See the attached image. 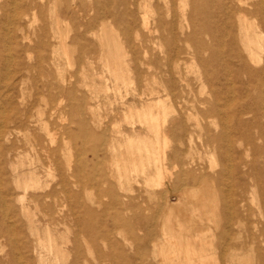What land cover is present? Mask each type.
<instances>
[{
  "label": "bare ground",
  "instance_id": "bare-ground-1",
  "mask_svg": "<svg viewBox=\"0 0 264 264\" xmlns=\"http://www.w3.org/2000/svg\"><path fill=\"white\" fill-rule=\"evenodd\" d=\"M20 1H23V4L16 5L17 14L20 12L27 15V13H35V11L41 15L44 14L43 4L38 5L34 0ZM180 2L187 4L191 9L187 18L188 24L191 23L196 30H203L209 37V41L201 40L199 33L189 34L181 40L187 44L188 49L180 48L176 42L171 43L170 54L163 51V64L165 66L167 62H178L183 55L189 56L202 70L198 77L199 82L202 85L207 84L210 86L209 89L211 88L210 98L196 101L200 121L195 122V127L199 130L197 134L200 146L205 148L206 153L213 157L212 161L215 159L216 163L211 164V161L209 165L208 161L209 166L204 164L206 167L201 164L204 161L199 163L195 157L194 159L189 158L197 143L194 146L192 135L195 132L186 123L192 117L189 113H193L189 111V108L187 116L182 112L187 102L185 95L186 89L189 87L188 81L181 76L179 71L171 68L166 70V80L163 79L164 76L157 80L154 71L150 81L146 77V71L153 69V64L156 61L148 62L146 71L143 70L145 64L139 58H136L134 66H131L128 52L122 43L117 41L115 36L110 39L108 36L111 34L107 35L108 32L103 29L98 33H91V36L97 41L96 49L86 38V34L90 32L89 28L95 27L96 17L80 16V27L86 29L83 33L71 34L70 30L64 31L60 28L62 18L60 19L57 15V2H55L50 25L44 23L36 30L37 40L33 45H24L23 42H21L22 45H19L18 37L13 33V30L5 32V35L0 34V210L2 215L0 228H4L1 232L8 238V241L16 240L17 237L15 238L13 235L14 230L10 226L14 225L16 217H13L11 212L17 207L18 217L20 215L26 219L29 233L33 234L35 226H33L31 208L40 207L42 217L47 223L44 222V240L38 238L37 245L34 247L39 251L38 264H53V261L66 260L67 251L62 247L64 245L66 247V243L63 245L61 243L60 246L49 229L51 224H58V219L63 216L66 207L73 208L77 212L84 211L82 214L86 213L93 217L95 212L88 208L81 198V189L91 187V180H93V177L90 178L88 170L90 173H95L94 181L100 194L106 195L111 204L129 212H132L133 207L139 209L141 205L133 203L135 200L133 196L119 192L123 190L124 186L131 187L134 183L145 187L148 200H152L156 196L155 192V194L151 193L150 188L154 186L161 188L164 202L157 206L158 209H154L155 212L152 211L153 215L145 216L140 210L138 213L135 211L136 224L141 231L145 230V236L139 237L132 234V239L137 244L138 251L143 253L146 251L145 241L148 242L146 239L150 240L157 234L156 217L160 214L163 216L164 229L166 230L170 220L175 219L173 220L175 221L174 228L171 230L173 233L175 232L176 236L173 235L175 241H171L173 237H171L170 230L166 232L171 233L169 236L171 242L167 247H170L173 253L177 249V254H174V258L170 260L176 261V264H207L208 257L203 254L206 253L208 246L217 244L210 242L211 245H208L205 241L206 238L209 236L210 239L216 237L220 240H228L233 236L234 226L244 221L242 216L246 202L245 190L246 186H250V184L246 185L247 178L252 176L256 182H253L254 185L256 184L259 189H262L264 194V56L258 55L254 50L255 32L251 24L248 25L246 22L248 17L257 18L260 23L259 28L264 33V0H180ZM10 4L11 0L4 2L2 5L4 12L8 11ZM70 4L71 2L67 3V9L71 8ZM144 5L122 0L123 9L119 15L112 13L113 11L109 12L110 15H113L112 17H120L122 24H125V28L129 29L133 27V24H137L135 18L132 23L126 20L127 15L130 14L129 7L141 8ZM100 8V6L97 7V12ZM13 20L11 19V21ZM101 28L105 27L101 26ZM140 28H143L149 35L156 34L161 30L174 32L176 23L167 22L161 14H158L153 21L143 14ZM180 28H182L181 24ZM8 29L10 28L5 31ZM112 35L114 34L112 33ZM21 38L25 40L28 39V36L22 33ZM2 39H5L9 46L2 44ZM192 40L196 41L194 47L189 46ZM159 47L162 48L161 45ZM129 48L130 52L137 57L142 44L137 47L129 46ZM142 52L146 53V51ZM74 54L76 55L74 56ZM96 58L99 60L104 74L111 77L114 83L113 90L119 92L123 88L126 92L124 96H120L119 106L130 129L111 128L107 141L106 132L97 134L90 126L91 112L87 102L88 86L86 83L79 84L75 79L77 74H80L83 79L89 78V76L94 79L93 77L97 73L93 70L92 65ZM260 61H262V65H260ZM62 65L63 67H61ZM67 67L70 68V71L67 74L63 73L62 69ZM131 75L134 76L133 80ZM141 77H144L143 86L139 91L138 88L131 87V85L140 81ZM103 88L107 91L108 84H104ZM128 95L132 96L131 103L126 100ZM167 99L180 109H178L180 112H176L177 115H174L176 110L173 111L171 107L167 108L165 102ZM137 103H139L138 107ZM136 123L144 130L137 131ZM89 138L95 140L92 147L89 148L92 158L85 161H72L73 150L78 154L85 153ZM258 141L263 143L258 144ZM77 142H80L79 146H77ZM198 146L196 147L199 149ZM199 155H196L197 158ZM248 155L252 157V160L247 161L244 158ZM62 158L65 159L64 166ZM251 182L252 180H250ZM212 185H215L223 196H221L223 198L221 220L225 225H221L224 227L219 230L218 234L212 233L209 225L207 228L201 227L209 215L204 211L205 203L201 202V196L198 197L201 200H197V194L194 192L198 190L195 188L203 189ZM102 186L106 188L102 189ZM247 192L249 194L250 190ZM87 194L85 196L88 199ZM211 195L213 196V194ZM211 195H207L208 198ZM208 198L206 197V199ZM260 202L263 203V201ZM90 203L92 204V202ZM100 204L102 205V203ZM106 204L104 207L107 206ZM92 205L94 206V203ZM107 207L109 208V206ZM108 208L106 209L108 210ZM262 211L264 214V209ZM146 213H148L147 210ZM246 214L248 215V213ZM205 215L207 216L204 217ZM213 217H215L214 214ZM77 218V222L84 226H82V230L95 237V233L91 229L92 224ZM257 218L259 217L257 216ZM130 219L119 214L114 222L122 224V228H125L123 225L130 228V224L132 226ZM260 220L262 219L260 218ZM206 224L209 223L206 222ZM215 226L217 227V224ZM210 227L212 228V226ZM251 227H253L252 224ZM106 228L108 227L106 226ZM169 228L171 227L169 226ZM119 229L121 228L119 227ZM77 230L78 228L75 233ZM96 230L95 232H97ZM54 231L57 233L56 230ZM258 231L261 232V236L258 238L264 240L261 238L264 236V227H262V231L260 229ZM18 235L20 237V234ZM57 236H59L58 233ZM109 236L110 234L107 232L105 239H108ZM95 238L97 240V236ZM105 239L103 237V240ZM113 240L115 239L113 238L109 242L110 245L117 249L115 251L119 256L123 257L124 253L120 249L123 247L119 246L121 243ZM150 243L154 244V242ZM252 243L246 245L252 248ZM78 244L77 242L75 244V255H73L74 260L71 264H87L86 260L79 261L82 254L80 255L78 250L80 245ZM218 247L220 246H217V249ZM221 252L220 254L223 253ZM182 254L183 259H181ZM142 255L145 256V254ZM146 256L148 257L150 254ZM230 256L235 257L232 254ZM103 259L104 253H99L96 263H104ZM230 260L229 262H231ZM232 260L234 262V259ZM219 262L221 263V261ZM166 264L168 263L166 262Z\"/></svg>",
  "mask_w": 264,
  "mask_h": 264
},
{
  "label": "rangeland",
  "instance_id": "rangeland-1",
  "mask_svg": "<svg viewBox=\"0 0 264 264\" xmlns=\"http://www.w3.org/2000/svg\"><path fill=\"white\" fill-rule=\"evenodd\" d=\"M5 1L6 0H0V34L5 35V32L6 33L12 32L11 30H13V33L18 37L19 45H22L21 42H23L24 45H31V44L33 45V43H35V41L37 40V37L35 35L36 30H38L42 26V24H44V23L48 26L50 25L51 17L54 13V3L57 2L56 3V11H57V15L59 16V18L60 19L62 18V20H60V28L62 30H64V31L70 30L71 34L72 33L73 34L83 33L86 28L80 27V16L90 17V18L96 17L97 22L95 24V27L89 28L90 32H88L86 34L87 40L89 42H91L96 49H97V45H96L97 41L91 36V33H98V32H100V30L103 29V30L108 32L107 35H109V33L111 34V36L110 35L108 36L110 39H112L111 37L115 36V39L117 41L119 40L120 43H122V45L124 46V49L128 52V60H129L131 66H134L136 58H139L141 60V62L145 64L143 66V70L146 71L147 63L155 60L156 62H154V64H153L154 68L153 69L151 68L149 71H146V77L150 81L152 80L151 78H152L154 71H155L157 80H159L163 76H164L163 79L166 80L167 79L166 70L169 68H171L172 70H175V71H179L181 73V76L183 78H185L189 83V87H187L186 95H185L186 101L188 103L186 102V105L184 107V110H182V112H184V115L186 114V116L189 113V111H191V113H193V114L189 113V115H192V117H190V119H189L190 122L188 121L186 123H187V125H190V128H193L192 131L194 130V132H195V134L192 135V141H193L194 146L196 143H197V145H199L198 146L199 149L196 147L197 145L195 146V148L192 150L194 155H193V153L190 154L189 158L191 157L192 159H194V157H195V160H198L197 162H199V163L204 161L205 163L204 162L201 163L203 166H204V164L206 166L210 165L213 157L209 156L206 153L205 148H203V147L201 148L200 140H199L198 134H197L199 132V130L196 129L195 122H197L198 120L200 121V116L197 114V112L199 111V108L196 107L197 106L196 101L206 99V98H210L209 94H210L211 88L209 89L210 86H208L207 84L202 85L201 82H199L198 77L201 74L202 70L199 67V65L195 62V60L191 59V57L183 55V56H181V59L178 60V62H174V63L167 62L166 63L167 65H165V66L163 64V57H164L163 51H167V53L170 54L169 50H170L171 43L176 42V45L179 46L180 48H185V47L187 48V46H186L187 44H185L181 40H183L185 38V36L192 34V33H195V34L199 33V35H201V40H203L205 42L209 41V37L203 32V30H196L195 26L193 27L191 25V23L188 24L187 18H188V14H189L191 9L187 4H184V3L182 4L180 2V0H128V2H131V3L137 2V3L145 4L141 8H135V6L129 7L130 14L127 15L126 20L129 22L131 21V23H132V21L135 18L137 21L136 22L137 24L136 25L133 24V27L128 29V28H125V24H122V20L120 19V17L117 18V17H112L113 15H110L111 11H113L112 13H114L116 15H119L122 12V9H123L122 0H34L35 3L38 5L43 4V7H44L43 8L44 9L43 15H41L38 11H35V13L29 12V13H27V15H24L23 13H20V12L17 14L16 13L17 12L16 5H22L23 4V1H20V0H16V1L11 0L12 5L10 4L8 6V11L4 12V10L2 9V5L4 4ZM68 2H71V4H70L71 8L70 9L66 8ZM98 6L101 7L99 9V12H97ZM61 9H63L62 11H64L63 12L64 15H61V14H63ZM143 14H145L151 21H153V19L156 18L158 14H161L162 17H164V19L167 22H172V21L175 22L176 28H174V32H171L168 30H161L160 32H158L156 34L149 35L147 32H145L143 30V28H140V21H141ZM5 15H6V18H5ZM10 18L12 20L13 19L14 20L11 21ZM246 22L248 25L251 24L253 31L255 32V38H254L255 43L253 45L254 50L257 52L258 55L264 56V37H263L264 33L259 28L260 23H259L258 19L255 17L254 18L248 17ZM180 24L182 25V28H180ZM197 25L199 26V24H197ZM101 26H103L105 28H101ZM5 28L6 29L10 28V29H8V31H5L6 30ZM21 28H22V31H20ZM48 32H49V30H48ZM22 33H25L28 36V39H25V40L22 39L21 38ZM112 33L114 35H112ZM160 38H161V40H160ZM1 43L9 46L8 42L5 41V39H2ZM195 43H196V41L192 40L189 43V46L194 47ZM140 44H142V48L140 49V53L136 57L130 52L129 46L137 47V46H140ZM160 45L162 46V48L159 47ZM142 51H146V53H144ZM75 55L76 54H74V56ZM260 65H262V61H260ZM61 67H63V65ZM92 67H93V70L95 71V73H97L93 77L94 79H92V77H90V76H89V78L87 77L86 79H83L82 76H80V74L75 75V79L79 84L86 83V85L88 86L87 87V90H88V94H87V100L88 101L87 102H88V105H90V112L92 113V114L90 113V116H89V121H91L90 126L92 127V130L97 134H99L101 132H106V141H107L109 131L111 130V128L114 127L115 129H125V130L130 129L129 125L127 124V120L124 118V116L120 112L121 107L119 106V101H120L119 98H120V96H124L126 92H125V89H123V88H121L119 92L113 90L114 83L108 74H106V73L104 74L103 68L101 67V64L97 58L95 59ZM62 71H64L63 73L67 74V72L70 71V68H68V67L64 68V70L62 69ZM131 77L133 80L134 76L131 75ZM143 79H144V77H141L140 81H136V83L132 84L131 87H136L140 91L142 89V86H143ZM104 84H108V86H109V89L107 91L104 90V88H103ZM29 91H28V93H29ZM78 94H79V92H78ZM126 100L129 103H131L132 102V96L128 95ZM169 101H170L169 99H167L165 101L167 108L171 107L173 111L176 110L174 115H177V113L180 112L179 111L180 109L178 107H176V105L175 106L172 105L171 101L169 103ZM137 104L138 105H136V106L138 107L139 103H137ZM174 107H175V109H174ZM188 108H189V111H188ZM185 109H187V110H185ZM194 116H197V117H194ZM193 118H196V119L193 120ZM100 127H101V129H100ZM135 128L137 131H143L144 130L138 123L135 124ZM196 134H197V136H196ZM19 138H21V137H19ZM196 138H197V140H196ZM94 142H95L94 139H92V138L88 139V144H87V146L85 145L86 151L83 154H78L73 150L72 161H85V160H89L90 158H92V155H91L89 148L92 147V144ZM262 143H263L262 141H258V144H262ZM79 145H80V142H77V146H79ZM196 148H197V150H196ZM200 149H201V151H200ZM197 154H200L199 158H197L198 157V156H196ZM248 156H250V155H248ZM248 156H246L244 158L247 161H249L250 159L252 160V157L251 156L248 157ZM61 160H62V165L64 166L65 159L62 158ZM208 161H209V163H208ZM211 164H216L215 159H214V161H212ZM206 166H204V167H206ZM88 174H89L90 178L93 177V180H91V184H90L91 187L88 185L89 187L85 188L84 190L81 189V198H82L83 203H85V205L87 204L88 205L87 207L92 209L93 212H95L93 215L94 218L90 217L86 213L82 214V212H84V211L77 212L73 208L69 209V207H66V209H64L63 216H65V217L61 216V218L58 219L59 225L55 224V223L51 224L53 226L50 225L49 229L54 234V236H55L57 242L60 244V246H61V243H62V245L64 243H66V247H65V245L62 247L67 251V256H69V257L66 256V260H64V261L57 260V261H53L52 263L53 264H71L72 260H74L73 255H75L74 251L76 249V248L74 249V247H76L75 244L77 242V243H79L78 245H80L78 248L80 255L82 254L81 255L82 257L80 256L79 261L80 260L81 261L86 260L87 264L88 263L89 264H97L96 261H97L99 253H104V259L102 260L104 263H102V264H119V263L120 264L121 263L122 264H124V263L125 264H132V263L133 264L134 263L135 264H155V263L166 264V262L168 264H176V261L172 262L170 260L174 258V254L175 255L177 254V249L175 248L176 252L173 253L172 249L170 247H167V246H169V242L175 241V239H174L175 238L174 236H176L175 232L173 233V231H171L174 228L173 224L175 221H173V220H175V219L170 220L171 222H170L169 226L172 229L169 228V226L167 227V230H170V232L172 233L171 234L170 232L167 233L168 231L166 229H164V218H163V216L160 214L159 216L156 217L155 225L156 224H158V225H156L155 227L158 226L156 228V231H157V234L160 236H158L156 234L158 237L155 235L156 237L154 236L155 238L153 237L152 239H150L151 241L149 239H146L148 242L145 241V243H146L145 244L146 251H144L145 253L144 252L140 253L138 251L137 246H136L137 244H135V242L132 239L133 238L132 234L133 235L135 234L136 236H139V237L145 236V234H144L145 230L141 231L139 229L138 225L136 224V220H135L134 215L136 213H138L139 210L141 212H143L145 216L153 215L154 214L153 212H155V210L158 209L157 206L161 205L164 202V198H163L164 195H163V191L161 190V188L155 187V186L150 188L151 193H153V194L156 193L155 197L157 198L156 199L154 197L155 200H154V198H152V200H153L152 201L151 199L148 200L149 197H147L145 187L143 188L142 186H139V185L134 184V183L131 185V187L124 186L123 190L119 191V192L122 194H128V195L133 196L135 198L133 203H136L135 205H138V206L141 205V207L139 209H136L133 207L132 212H129V211H125L124 209L111 204V201L109 200V198H107L106 195H103V193L100 194L98 187H96V182L94 181L95 173H90V171L88 170ZM249 178H251L250 180H252L251 183H250ZM249 178L246 179V185L250 184V186H246V190H245L246 202L244 203L245 209L243 210V216H242L244 221L246 222V220H247V222L245 224L244 221H241L240 224H238L237 226H234L235 227V228H233L234 234L232 233L234 237L231 236L230 239H228V240H220L216 237L215 238L213 237L212 238L214 240V242H213V240L210 239L209 236L206 238L205 241L208 245H211L212 243L217 244V245L215 244L216 246H213V244H212L211 245L212 247L208 246L206 253L203 254L204 256L208 257L207 264H230V263L231 264L232 263L233 264H262V263L264 264V261H263L264 260V242H263L264 240H261L260 238H258L259 236H261V234H260L261 232L259 233L258 230L260 229V231H262V227H264L263 226L264 214L262 211V209H264V194L262 192V189H259L256 186V184L254 185L253 182H255V179H253L252 176H250ZM251 185H253V186H251ZM105 188H106L105 186H102V189H105ZM196 189H198V190H196ZM206 189H208V190H206ZM212 189H214V190H212ZM82 190L84 191V193L87 191L85 194L88 193L87 194L89 196L88 199ZM195 190L196 191H194V192H195V194H197L196 199L201 200L200 198H202L201 202H203V204L205 203L204 204V207H205L204 211L206 214L209 215V216H207V215L204 216V217L207 216L208 218H205L206 220H204V223H203L204 225L202 224L201 227L207 228L209 225L211 232L214 234H218L220 232L219 230L221 228L223 229V227H224L221 225H225V224H223V221L221 220L222 210H223L222 209V200H223L222 194L219 192L218 189H216L215 185H212L210 187L206 186L203 189L195 188ZM248 190H250L249 194L247 192ZM30 192H32V191H30ZM160 192L162 193V195ZM203 192H205V193L203 194ZM209 192H211V193L207 194ZM211 194H213L214 197ZM204 195L207 198L210 195H211V197L206 199V197ZM215 195H217V196H215ZM218 195H219V197H218ZM198 197H200V198H198ZM158 198H160V199H158ZM211 198H213L215 201ZM247 198H248V200H247ZM97 201H98V203H97ZM207 201L209 204L207 203ZM260 201H263V203ZM90 202H92V204L94 203V206ZM99 202L102 203V205ZM106 203H108L109 205ZM105 204L107 206H109V208L107 206L104 207ZM142 205H145L146 207L142 206ZM152 206H155V207L152 208ZM246 206L248 207V209ZM106 208H108V210ZM149 208L151 210V213H150ZM120 209H122L123 212ZM145 209L147 210L148 213H146ZM16 210L18 211L17 207H16V209L14 208L11 212L13 217L16 216L14 218L16 225L14 223L15 226L14 225L10 226L14 230L13 235L15 236V238L17 237L16 240H13V241L9 240L8 241V238L6 236H4L1 232L4 230V228H0V264H18V263H20V264H33L32 261L34 259H35L34 264H38V252L39 251L35 250L34 247H35V245H37L38 238H41L40 240H44L43 239L44 238L43 234L45 233V231H44L45 223L44 222L47 223V221H45V218L42 217L43 214H42L40 207H38L37 209L31 208V212L33 213V216H34V217L32 216L33 226H35L34 229L36 228V230L33 229V234H31V232L29 233L28 223H27L26 219L21 217L20 215H19V217H20L19 218L18 217L19 211L16 212ZM120 211H121V213H119ZM135 211H136V213H135ZM249 211H251V212H249ZM15 212L17 215L15 214ZM98 212L101 214H99ZM261 212H262V214H260ZM122 213H123V215H122ZM246 213H248V215ZM104 214H107V215H104ZM119 214L126 219L131 218L130 223L132 222V226L130 224V228L126 227L124 225H123V227H125L126 229L122 228V224L117 223V221L114 222V220H116V217ZM213 214L215 217H213ZM99 215L104 216V217H100ZM110 215H111V217H110ZM244 215H246V216L244 217ZM250 215H251V217H250ZM67 216H69V217H67ZM86 216H87V218H86ZM131 216H133V217H131ZM257 216L259 218H257ZM70 217H71L72 222H70L71 221ZM77 217H79L80 220H82V219L86 220L87 222L90 223V225L92 224L91 229L95 233V237L97 236V240H95L96 239L95 237H92V235H88L84 230H82L83 225L77 222V219H78ZM95 217H97L98 219ZM210 217L214 218V219L212 218V222L210 220L211 219ZM21 218H23V219H21ZM260 218L262 220H260ZM1 219H2V215H1V210H0V220ZM61 219H63V220H61ZM92 219L94 222L92 221ZM216 219H217V221H216ZM255 219H257V220L259 219V220L256 221ZM18 220H19V222H18ZM112 220H113V222H112ZM157 220H159V221H157ZM208 220H210V221H208ZM206 222H208L209 224H206ZM261 222H263V223H261ZM160 223H161V225H160ZM215 223L217 224L218 228L215 226L216 225ZM74 224H76L77 227L74 226ZM94 224H96V225H94ZM196 224L198 225L199 223L197 222ZM251 224L253 227H251ZM258 224H260L262 226H260V225L258 226ZM64 225H65L66 229H65ZM67 225H68V227H67ZM101 225H103V226H101ZM92 226H95L94 227L95 229ZM106 226L108 228H106ZM210 226H212V228L214 227L213 231H212V228ZM254 226H256V227H254ZM119 227L121 229H119ZM76 228H78V230L76 232L77 235L75 233ZM105 228H106V230H105ZM69 229L71 232L68 231ZM127 229H129L130 231ZM214 229H215V232H214ZM54 230H56V232L59 234L60 237L57 236V233H55ZM66 230H67V232H66ZM81 230L83 231V233ZM95 230L97 232H95ZM16 231L17 232L20 231L18 234H20L21 238L19 237V235L17 234ZM34 231H36V232H34ZM112 231L113 232L115 231L114 234ZM107 232H109L110 236L108 239H105V234ZM163 232H164V234H163ZM60 233H62V234H60ZM249 233H251V234H249ZM170 234H171V237H173L172 240H171V237H169ZM255 234H257L258 236ZM61 235L63 236V238ZM163 235L165 236V239H164ZM14 236H12V237H14ZM103 237L105 240H103ZM255 237H256V239H255ZM263 237H261V238L264 239ZM113 238L115 239L113 241L121 243L119 246L123 247V248H120V249H122V251L124 253L123 257L119 256L118 252L115 251L117 249L113 248L110 245L109 242H111ZM166 238H168V239L170 238V239L168 240ZM19 239H21V240L23 239L22 242H24V243L20 242L21 240H19ZM257 239L260 241H258ZM25 240H27L28 242ZM61 240H63V241H61ZM65 240H66V242H65ZM149 241L152 243L154 242V244L151 245V243ZM220 241H221V244H220ZM210 242H211V244H210ZM224 242L225 243L228 242L230 244L226 243L227 244L226 245ZM232 242L233 243L235 242V243L233 244ZM250 242L251 243L253 242L251 244L252 248H249ZM257 242H259V243H257ZM255 243H256V246H255ZM8 244H9V247H7ZM32 244H33V246H32ZM242 244H244V245L241 247ZM246 244H249V245H246ZM259 244H261V246H259ZM21 245H23V246H21ZM26 245H28V246H26ZM153 245H155V246H153ZM158 245H160V246H158ZM228 245L231 247L230 250H229ZM217 246H220V247H218V249H217ZM227 246H228V248H226ZM23 247L30 249L29 250L30 252L28 250L24 249ZM148 247H149V249H148ZM223 247L225 248L224 250H223ZM240 248L243 249L242 250L243 252L242 251L240 252V250H241ZM214 249H217V250L215 251ZM256 249H258V250H256ZM9 250H12V251H9ZM16 250L20 253H18ZM24 250H26L27 252ZM218 250H220V251H218ZM136 251H137V253H136ZM231 251H232V253H231ZM10 252H11V254H10ZM69 252H71V254H69ZM220 252L222 254H220ZM28 253H29V255H28ZM31 253L33 254L34 257L32 256ZM227 253H229V254H227ZM230 253L235 257L233 258L232 256H230L231 255ZM133 254L134 255L137 254V255L134 256ZM142 254H145V256H143ZM147 254L148 255L150 254V256L147 257L146 256ZM130 255L133 257L130 258L131 257ZM112 257H113V259H112ZM183 257L184 256L182 254L181 259H183ZM71 258H73V259H71ZM136 259H137V261H136ZM229 259H231L230 260L231 262H229ZM232 259H234V262H232L233 261ZM144 260H147V261L144 262ZM218 260L221 261V263ZM11 261H14V262H11ZM15 261H17V263H15ZM114 261H115V263H113ZM122 261H125V262H122ZM126 261H128V262H126Z\"/></svg>",
  "mask_w": 264,
  "mask_h": 264
}]
</instances>
